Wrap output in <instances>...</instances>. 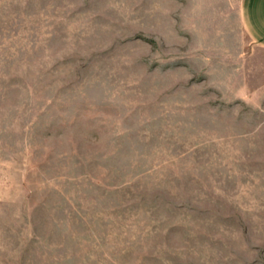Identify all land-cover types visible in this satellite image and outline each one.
Instances as JSON below:
<instances>
[{
    "label": "rangeland",
    "instance_id": "374dc122",
    "mask_svg": "<svg viewBox=\"0 0 264 264\" xmlns=\"http://www.w3.org/2000/svg\"><path fill=\"white\" fill-rule=\"evenodd\" d=\"M240 3L0 0V264H264Z\"/></svg>",
    "mask_w": 264,
    "mask_h": 264
},
{
    "label": "crops",
    "instance_id": "0c3cea01",
    "mask_svg": "<svg viewBox=\"0 0 264 264\" xmlns=\"http://www.w3.org/2000/svg\"><path fill=\"white\" fill-rule=\"evenodd\" d=\"M240 13L251 42L264 48V0H241Z\"/></svg>",
    "mask_w": 264,
    "mask_h": 264
}]
</instances>
